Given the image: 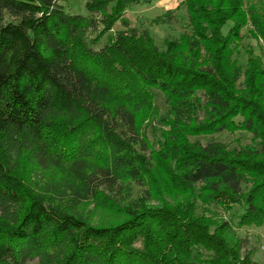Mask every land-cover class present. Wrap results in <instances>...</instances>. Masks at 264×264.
<instances>
[{
  "label": "trees",
  "instance_id": "1",
  "mask_svg": "<svg viewBox=\"0 0 264 264\" xmlns=\"http://www.w3.org/2000/svg\"><path fill=\"white\" fill-rule=\"evenodd\" d=\"M139 1L85 0L79 14L0 0V264H192L194 247L205 264H261L224 238L227 221L195 212L264 220V160L245 159L264 155V66L233 58L244 21L232 0H186L190 31L160 49L123 16ZM151 88L167 106L157 148L143 130L159 114ZM233 128L257 141L212 138ZM166 184L185 200L150 205ZM86 202L123 217L93 224Z\"/></svg>",
  "mask_w": 264,
  "mask_h": 264
},
{
  "label": "rangeland",
  "instance_id": "2",
  "mask_svg": "<svg viewBox=\"0 0 264 264\" xmlns=\"http://www.w3.org/2000/svg\"><path fill=\"white\" fill-rule=\"evenodd\" d=\"M214 3L220 2L219 0H212ZM225 1V0H222ZM237 9L236 18L244 21V26L240 30V37L237 42L236 53L233 58L239 60L241 65H244L247 56L258 58L264 66V38L260 37L258 33L253 30L250 24V14L254 13L264 22V0H232ZM66 10L72 13L87 14L85 8V0H65ZM123 16L126 17L130 25L138 28L139 30L146 29L152 39V42L160 49L165 47V40L179 39L182 33L190 31L189 17H188V4L186 0H140L138 3L130 6L125 10ZM233 21V20H232ZM232 21H227L222 27V32L225 33ZM123 29V26L117 21L110 32ZM104 40V38L102 39ZM203 53V52H202ZM153 100L159 109V114L151 121L145 123L143 130L150 141L156 148L161 143L162 132L167 129L163 126L161 118L165 116L167 109L164 95L158 89L151 88ZM211 136L198 137L202 141H206ZM212 138L217 141L226 143L229 148L243 149L253 145L257 139L251 132L245 129L233 128L222 131L212 135ZM246 160H264V155L250 157L245 155ZM133 191L141 192L142 189L132 186ZM161 194L153 195L149 204L152 206H159L161 200H166L169 205H174L179 201H184L186 196L178 193L170 185H164ZM194 197L190 201H195ZM183 205V204H181ZM192 206L186 207L191 208ZM213 210L208 209L201 201L195 203V212L197 214H204L205 216L213 218L216 224L221 226V221H227L229 229L223 231V236L226 240L232 238L231 241L234 245L241 240L244 247L238 251L241 255L249 252L252 260L257 263L264 264V220H261V215L258 217H250L245 223L239 222V214L241 208L234 205L229 211H223L221 208L210 206ZM80 209L84 212L88 220L93 224H109L118 221L123 216L111 210L96 206L93 202H86ZM212 212V213H211ZM214 213V214H213ZM180 215V213H177ZM217 215H220L219 217ZM258 219V221H256ZM153 228H156L152 224ZM213 227H210L212 230ZM154 230V229H153ZM163 231L165 229L163 228ZM160 237L159 231L153 235ZM134 244L142 247V239L140 236L134 238ZM210 252L203 249L194 247L192 249V264H205V258H208ZM28 264H37L36 260L30 261Z\"/></svg>",
  "mask_w": 264,
  "mask_h": 264
}]
</instances>
